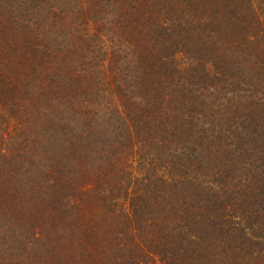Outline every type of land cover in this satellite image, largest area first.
I'll return each instance as SVG.
<instances>
[{"label": "trees", "instance_id": "obj_1", "mask_svg": "<svg viewBox=\"0 0 264 264\" xmlns=\"http://www.w3.org/2000/svg\"><path fill=\"white\" fill-rule=\"evenodd\" d=\"M72 2L0 0V264H264V0Z\"/></svg>", "mask_w": 264, "mask_h": 264}, {"label": "rangeland", "instance_id": "obj_2", "mask_svg": "<svg viewBox=\"0 0 264 264\" xmlns=\"http://www.w3.org/2000/svg\"><path fill=\"white\" fill-rule=\"evenodd\" d=\"M78 3V0H73V2L71 3V6H74V7H76V4ZM108 6V5H107ZM107 9H109V8H107Z\"/></svg>", "mask_w": 264, "mask_h": 264}]
</instances>
